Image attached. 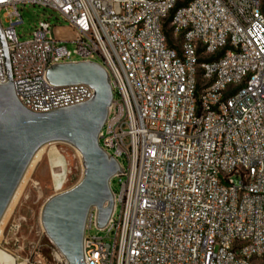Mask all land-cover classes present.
Listing matches in <instances>:
<instances>
[{
	"label": "built area",
	"instance_id": "obj_1",
	"mask_svg": "<svg viewBox=\"0 0 264 264\" xmlns=\"http://www.w3.org/2000/svg\"><path fill=\"white\" fill-rule=\"evenodd\" d=\"M19 5L58 11L73 36H52L41 20L21 41ZM3 9L27 109L94 94L51 85L53 64L95 62L110 77L99 145L123 173L103 228L111 241L90 234L89 215L86 264H264L262 0H0ZM7 77L0 43V84Z\"/></svg>",
	"mask_w": 264,
	"mask_h": 264
},
{
	"label": "water",
	"instance_id": "obj_2",
	"mask_svg": "<svg viewBox=\"0 0 264 264\" xmlns=\"http://www.w3.org/2000/svg\"><path fill=\"white\" fill-rule=\"evenodd\" d=\"M0 43L8 76L0 84V222L36 153L50 143L69 144L81 154L83 175L73 187L46 201L41 223L67 264H86L84 238L89 215L95 209L97 228L107 226L114 210L111 181L123 173L118 161L99 145L114 100L109 74L90 61L51 65L46 70L51 85L84 84L94 94L86 101L34 112L16 95L1 22Z\"/></svg>",
	"mask_w": 264,
	"mask_h": 264
},
{
	"label": "rangeland",
	"instance_id": "obj_3",
	"mask_svg": "<svg viewBox=\"0 0 264 264\" xmlns=\"http://www.w3.org/2000/svg\"><path fill=\"white\" fill-rule=\"evenodd\" d=\"M262 3L264 5V0H262ZM18 10L23 19V23L16 27L17 35L21 41H26L32 37V33L41 20L50 22L52 36L56 35V29L59 26L69 25L58 11L51 8H44L39 5H19ZM5 13L6 10L4 9L0 12L2 28L8 25ZM67 46L70 49L73 48L72 43H68ZM53 146L58 149L64 159L65 169L50 166L48 158L51 146L47 147L43 155V161L27 183L23 200L5 226L4 247L15 252L20 259L26 260L27 264H67L56 246L46 235L41 223V213L44 204L51 196L70 189L81 179L83 167L81 156L74 147L66 143H55ZM124 165H126L125 162ZM63 173L66 176L65 183L62 191H57L54 186L53 175ZM111 187L114 192H119V178L111 181ZM119 213L120 208L118 207L116 216ZM90 234L111 241L107 238V232L104 229L94 227Z\"/></svg>",
	"mask_w": 264,
	"mask_h": 264
},
{
	"label": "bare ground",
	"instance_id": "obj_4",
	"mask_svg": "<svg viewBox=\"0 0 264 264\" xmlns=\"http://www.w3.org/2000/svg\"><path fill=\"white\" fill-rule=\"evenodd\" d=\"M59 32V31H58ZM55 143H50L45 146H43L34 156L29 168L27 169V172L25 173V176L23 180L21 181L18 189L16 190L5 214L3 215L1 222H0V264H27L26 260H22L18 257V255L15 252H12L10 250H7L3 243H4V234H5V226L9 219L12 218L14 215L16 209L20 205L21 201L23 200V195L26 190L27 183L30 181L31 175L36 171V169L40 166L41 162L43 161V155L45 153V149L49 146H51L50 152H49V164L51 167H60L62 169H65V161L60 155L57 148H55L53 145ZM79 153V152H78ZM81 156V154L79 153ZM54 177V186L57 191H62L64 183H65V174L61 175H53Z\"/></svg>",
	"mask_w": 264,
	"mask_h": 264
},
{
	"label": "crops",
	"instance_id": "obj_5",
	"mask_svg": "<svg viewBox=\"0 0 264 264\" xmlns=\"http://www.w3.org/2000/svg\"><path fill=\"white\" fill-rule=\"evenodd\" d=\"M59 31V32H58ZM70 33V34H67V33ZM56 36L59 37V38H69V37H72L73 36V32L72 30H70L68 28V26H59L57 29H56Z\"/></svg>",
	"mask_w": 264,
	"mask_h": 264
},
{
	"label": "trees",
	"instance_id": "obj_6",
	"mask_svg": "<svg viewBox=\"0 0 264 264\" xmlns=\"http://www.w3.org/2000/svg\"><path fill=\"white\" fill-rule=\"evenodd\" d=\"M263 11H264V5H263Z\"/></svg>",
	"mask_w": 264,
	"mask_h": 264
}]
</instances>
